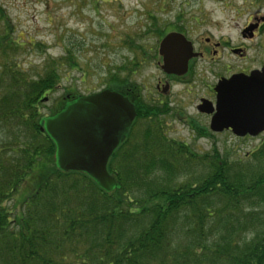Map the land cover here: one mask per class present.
I'll return each instance as SVG.
<instances>
[{
    "label": "trees",
    "instance_id": "obj_1",
    "mask_svg": "<svg viewBox=\"0 0 264 264\" xmlns=\"http://www.w3.org/2000/svg\"><path fill=\"white\" fill-rule=\"evenodd\" d=\"M14 32L0 5V264H264V139L246 164L231 162L146 119L111 158L119 187L105 191L82 171L58 169L39 128L42 98L77 58L68 51L28 70ZM117 75L109 72V87H131ZM149 109L138 103L141 118Z\"/></svg>",
    "mask_w": 264,
    "mask_h": 264
},
{
    "label": "rangeland",
    "instance_id": "obj_2",
    "mask_svg": "<svg viewBox=\"0 0 264 264\" xmlns=\"http://www.w3.org/2000/svg\"><path fill=\"white\" fill-rule=\"evenodd\" d=\"M0 5L9 15L15 37L26 41L16 54L24 68L41 71L48 59L60 60L68 51L80 64H61L59 84L42 98L41 117L55 112L68 93L86 95L107 88L109 72H117L119 81L140 84L149 104L161 76L158 48L167 26L181 29L199 47L206 46L207 38L210 44L244 47V58L221 45L216 54L210 50L197 61L196 84L200 85L178 96L183 118L167 116L163 131L171 139L187 142L199 154H214L218 149L231 162L246 164L250 153L259 147V139L233 138L225 133L205 137L189 124V119L197 128L206 126V119L194 112V106L197 94L204 92L215 76L264 63V20L258 19L264 16V0H0ZM261 23L263 28L258 29ZM249 24L259 26L252 38H243L242 31ZM132 58L141 66L136 72L127 67ZM145 122L139 120L136 137ZM196 172L200 176L207 171L203 168ZM187 175H180L178 180L189 179Z\"/></svg>",
    "mask_w": 264,
    "mask_h": 264
},
{
    "label": "water",
    "instance_id": "obj_3",
    "mask_svg": "<svg viewBox=\"0 0 264 264\" xmlns=\"http://www.w3.org/2000/svg\"><path fill=\"white\" fill-rule=\"evenodd\" d=\"M257 26L250 24L243 35L253 36ZM191 49L185 35L169 32L160 44L162 68L183 74L194 55ZM216 91L217 111L211 121L214 130L231 127L238 135H256L264 130V67L250 75L239 73L222 78ZM136 114V107L127 96L105 88L66 102L60 111L43 117L39 124L55 144V162L60 170L82 171L111 192L119 187V182L109 171L108 163L125 141Z\"/></svg>",
    "mask_w": 264,
    "mask_h": 264
},
{
    "label": "flooded vegetation",
    "instance_id": "obj_4",
    "mask_svg": "<svg viewBox=\"0 0 264 264\" xmlns=\"http://www.w3.org/2000/svg\"><path fill=\"white\" fill-rule=\"evenodd\" d=\"M262 25H263V23H261V25L259 26L258 29L263 28L264 26L262 27ZM176 31H180L183 33V31L181 29H178ZM191 41L193 43L192 52H197V54L193 55L189 59L188 65H187V70L183 74H177L175 72H167L162 68L163 57L160 55L159 48H158V54L161 58H160V60H158L157 63L160 66L161 76H160V78H158L156 80V84H155L156 96H152V97L148 98V101H150L149 102L150 112L147 110L146 118H144V119L141 118L139 116V112L137 113V116L134 119L133 124L131 125V127L129 129V133L125 139V142H126V140L136 138V130H137L136 126H137L139 120H142V119L146 120L147 119L148 121H153L156 123L158 122L161 124V127L164 129L165 128V122H168V118L166 119L167 116H172V117L176 118L177 120H180L183 118L184 112L181 110V106L178 102V96L185 91H187L188 93H191L193 86H199L200 85V83L196 84L198 82V80L196 79V75H195L196 74L195 73V67L197 65V61L202 60L210 52V50H212V54H216L218 51L217 46L220 47L222 45V47H229L231 52L234 54H237L239 57H241V58L246 57V49L242 46L241 47H233V46H228L226 44H222L219 42H215V43L210 44V39L207 38L206 46L205 47H202V46L199 47V45L197 44V42L194 39H191ZM234 49H241V50H239L240 53L234 52L233 51ZM156 54H157V52H156ZM130 60L133 61L132 63L136 66H137V64H139V62L138 61L135 62L133 60V58ZM132 63H130V66L132 65ZM263 66H264V63H262L259 67H249V68L229 70V71L227 70L228 72L225 73L224 75L221 74L218 76V78H216V76H215L214 81L206 84V88H205L204 92H202L201 94H197L199 96H198L197 101H196L195 106H194V112L198 116H202L203 118L206 119V121H207V124H205L206 126L204 128H201V127L197 128L196 123L192 119H189V124L195 125L196 126L195 129L199 130L205 137L206 136L213 137L214 135L225 133V134L231 135L234 138H239V139H259V140L264 139V131L261 133H258L257 135L246 134L245 136H237L231 128L226 129V130L218 133V132H215L210 126L212 117L215 113V106H216V102H217L216 85L218 83V80L223 78V77H228V78L232 77L234 74H237V73H244L246 75H250L253 70L258 69V68L261 69V67H263ZM139 67H141L140 64L134 69L133 72H136L137 68H139ZM178 85H183V87L177 88ZM143 91H144V88L142 86H140V85L137 86L136 84L133 83V84H131V87H129L125 91L121 90L120 92H122L124 95H126L135 104L137 111H138V103L142 102V101L146 102L145 96L143 95ZM203 102H204V106H201ZM203 108H205V109L212 108L213 109L211 111L212 113L206 111ZM164 132L166 134V131H164ZM178 142H179V140H178Z\"/></svg>",
    "mask_w": 264,
    "mask_h": 264
}]
</instances>
